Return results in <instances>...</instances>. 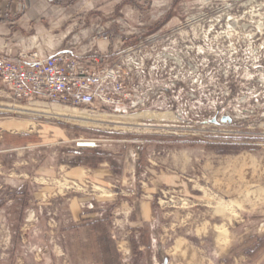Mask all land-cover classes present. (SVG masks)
<instances>
[{"label":"rangeland","instance_id":"rangeland-1","mask_svg":"<svg viewBox=\"0 0 264 264\" xmlns=\"http://www.w3.org/2000/svg\"><path fill=\"white\" fill-rule=\"evenodd\" d=\"M84 4L106 11L76 26L70 42L90 34L73 51L109 37L106 60L127 59L134 75L123 105L136 97L144 105L98 112L144 125L84 127L43 110L61 106L14 102L0 90V122L35 124L0 129V264H116L102 239L107 231L115 242V230L130 244L125 257L116 246L119 264H264V0ZM142 112L161 116L134 117ZM74 165L114 169L112 185L94 181L93 170L66 174ZM141 199L149 221L138 226L136 205L112 223L121 204ZM79 209L92 216L71 220Z\"/></svg>","mask_w":264,"mask_h":264},{"label":"built area","instance_id":"built-area-1","mask_svg":"<svg viewBox=\"0 0 264 264\" xmlns=\"http://www.w3.org/2000/svg\"><path fill=\"white\" fill-rule=\"evenodd\" d=\"M127 65L128 60L121 57L107 61L97 49L88 55L58 50L42 56L26 51L10 56L0 51V90L18 103L57 104L91 112L136 109L144 106L140 97L136 105H123L133 90L134 75L125 70Z\"/></svg>","mask_w":264,"mask_h":264},{"label":"crops","instance_id":"crops-1","mask_svg":"<svg viewBox=\"0 0 264 264\" xmlns=\"http://www.w3.org/2000/svg\"><path fill=\"white\" fill-rule=\"evenodd\" d=\"M0 0V51L7 53L10 56L15 55L19 51L27 53L36 52L38 55H47L48 53L58 50H68L81 55H88L90 51L97 49L107 59V53L113 51L115 42L111 43L109 37L101 35L99 37L87 38L88 44H84L81 52L73 51L74 40L80 41L81 37L90 33L83 32L81 37L73 36L70 42L68 36L73 33L76 26H83L90 21L94 12L102 19L105 14L106 6L93 9L89 5L79 6V0ZM85 0H83L84 2ZM71 2V4H70ZM82 4V2H81ZM117 8V7H116ZM93 11V12H92ZM90 31V29H89ZM112 48V49H111ZM34 122L28 121H2L0 129L8 132L19 133L34 127ZM75 166V165H74ZM93 170V171H92ZM95 179L98 177L104 178V184L112 185L106 179L114 174V169L110 167H100L96 169L84 168L81 166L71 167L66 170V174H81L91 172ZM95 177V178H94ZM99 183V180H97ZM46 189V193L49 191ZM77 204V203H76ZM137 205L140 214H138V226L142 221H149L153 216L150 215L151 204L148 200L141 199L137 203H123L114 212L116 218L112 222L119 225L124 222L117 218L123 213L124 220L126 216L135 213ZM81 210H76L72 214L71 220L78 221L79 218L92 216L90 214L80 215ZM154 220V219H153ZM119 230L113 231L116 246L122 257H125L130 252V244L125 237H119ZM152 246L156 244L155 235L150 231ZM125 259V258H124ZM123 260V258H122Z\"/></svg>","mask_w":264,"mask_h":264},{"label":"bare ground","instance_id":"bare-ground-1","mask_svg":"<svg viewBox=\"0 0 264 264\" xmlns=\"http://www.w3.org/2000/svg\"><path fill=\"white\" fill-rule=\"evenodd\" d=\"M34 106H38L39 103H33ZM48 105V106H52ZM57 105V104H55ZM41 107H45V104L40 105ZM39 106V107H40ZM60 106V105H57ZM11 108L13 109H17V110H23L26 112H38V111H45V110H51V113L64 118L67 122H71L73 124H77L80 126H84V127H96V128H101L104 129V127H109L112 126L114 128H122V129H126V128H131L133 127H141L144 124H141L140 122H125L122 121L120 119H117L118 117H110V114H106V113H100V112H91V111H86L80 108H72V107H50L49 109H43L41 110V108H32V107H17V106H12ZM46 114V113H45ZM161 114V113H160ZM159 113L156 112H142L139 114H136L134 117H148V118H159L158 115H160ZM161 116V115H160ZM165 116V115H164ZM247 195H249V191L246 193ZM255 195V194H254ZM260 201L258 199V197H255L254 200H250L249 203L251 205H254L256 202Z\"/></svg>","mask_w":264,"mask_h":264},{"label":"trees","instance_id":"trees-1","mask_svg":"<svg viewBox=\"0 0 264 264\" xmlns=\"http://www.w3.org/2000/svg\"><path fill=\"white\" fill-rule=\"evenodd\" d=\"M159 24H161V23H158L156 26H158ZM0 88H2V87H0ZM96 156H98V155H96ZM97 163H99V161ZM106 221H107V218L104 217L103 219L99 220V224H103L104 225V222H106ZM102 239H103V242H104V246L112 247V249L114 251L113 257H114V259L116 261V264H119V262H118V251L116 249L115 242L110 237L109 233H107V231H105V234H103ZM107 251H108V249H107Z\"/></svg>","mask_w":264,"mask_h":264},{"label":"water","instance_id":"water-1","mask_svg":"<svg viewBox=\"0 0 264 264\" xmlns=\"http://www.w3.org/2000/svg\"><path fill=\"white\" fill-rule=\"evenodd\" d=\"M230 120V119H229ZM216 121V120H215ZM84 144H88V145H94L93 143H84Z\"/></svg>","mask_w":264,"mask_h":264}]
</instances>
